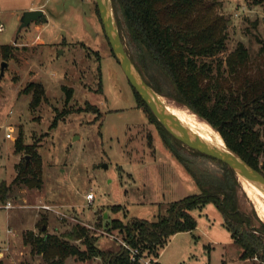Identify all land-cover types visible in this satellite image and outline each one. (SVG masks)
<instances>
[{"label":"rangeland","instance_id":"1","mask_svg":"<svg viewBox=\"0 0 264 264\" xmlns=\"http://www.w3.org/2000/svg\"><path fill=\"white\" fill-rule=\"evenodd\" d=\"M210 3L227 20L228 52L242 43L256 53L257 39L264 40L263 6L251 0ZM30 8L42 10L45 20L17 34L19 17ZM113 12L121 22L118 10ZM0 28V183L10 184L14 165L31 159L24 151L15 152L16 140L36 150L42 178L39 190L14 186L0 202L3 264H45L22 240L28 231L39 234L43 219L46 233L62 235L78 224L100 251L115 253L123 242L117 230L108 231L112 220L154 221L168 204L200 192L166 152L156 126L134 97L104 36L94 0H0ZM119 34L132 55L127 37L121 30ZM29 83L45 91L34 110L30 94L22 93ZM63 87L72 89L67 103ZM177 149L193 170L220 174L218 163L182 145ZM166 163L168 167L161 166ZM240 190L239 208L252 218V206ZM88 194H93L90 201ZM191 215L196 229L171 237L159 253L160 264H252L240 259V248L213 204ZM64 264L103 262L68 258Z\"/></svg>","mask_w":264,"mask_h":264},{"label":"trees","instance_id":"2","mask_svg":"<svg viewBox=\"0 0 264 264\" xmlns=\"http://www.w3.org/2000/svg\"><path fill=\"white\" fill-rule=\"evenodd\" d=\"M251 1L264 9V0ZM212 4L210 0H111L113 11L118 10L121 17L117 27L133 51L129 58L146 84L158 95L207 121L229 150L264 176V40L257 39L256 53L242 43L228 52L227 20L213 12ZM62 90L67 103L72 89ZM132 91L156 126L165 149L185 168L200 192L168 204L154 221L134 219L123 224L112 220L108 231L117 230L128 247L120 246L115 253L100 251L88 230L78 224L62 235L46 233L42 231L45 219L39 234L24 233L23 243L45 264H64L68 258L82 262L100 258L103 264H143L140 258L145 257L151 258L149 264H160L159 253L170 237L196 229L191 212L213 204L231 240L240 248V259L264 264V223L253 209L254 221L239 208L240 186L234 172L194 151L218 163L221 172L213 175L190 168L177 149L181 143L167 133ZM22 93L30 94L31 110L40 105L45 95L43 87L36 83H29ZM14 147L16 153L24 151L31 159L15 165L16 175L10 184L0 183V202L9 197L14 186L36 190L42 187L41 159L36 150L21 145L19 140ZM75 242L86 249L81 250Z\"/></svg>","mask_w":264,"mask_h":264},{"label":"water","instance_id":"3","mask_svg":"<svg viewBox=\"0 0 264 264\" xmlns=\"http://www.w3.org/2000/svg\"><path fill=\"white\" fill-rule=\"evenodd\" d=\"M97 6L99 20L103 29L104 36L109 44L110 50L119 64L128 84L138 94L146 104L152 115L159 124L182 146L191 151L197 152L208 158L217 160L228 166L236 178L242 177L255 184L264 194V176L249 166L239 156L230 151L226 145L225 149L218 148L207 143L190 129L181 124L165 105L161 102L162 96L154 92L143 80L134 64L130 60L125 47L121 41L117 23L114 17L111 0H94ZM45 20L42 10H28L22 12L19 17V28L17 34L31 23H39ZM6 64H3V68ZM200 120V119H199ZM238 181V179H237ZM45 226H42V231Z\"/></svg>","mask_w":264,"mask_h":264},{"label":"bare ground","instance_id":"4","mask_svg":"<svg viewBox=\"0 0 264 264\" xmlns=\"http://www.w3.org/2000/svg\"><path fill=\"white\" fill-rule=\"evenodd\" d=\"M161 102L165 105L166 110L172 114L181 124L190 129L201 139L207 143L216 146L221 149H225L224 140L220 135L208 124L199 120L195 114L191 113L185 108L175 106L171 103H167L164 97L160 98ZM231 151V150H230ZM238 183L240 189L246 199L252 206L256 216L264 223V194L253 183L247 181L242 177H238Z\"/></svg>","mask_w":264,"mask_h":264},{"label":"built area","instance_id":"5","mask_svg":"<svg viewBox=\"0 0 264 264\" xmlns=\"http://www.w3.org/2000/svg\"><path fill=\"white\" fill-rule=\"evenodd\" d=\"M0 30H1V28H0ZM92 198H93V194H88V195L86 196V199L89 200V201L92 200ZM10 207H11V206H10L9 203H6L5 206H4L5 209H9ZM42 208H43V209H46V210H50V208H49L48 206H42ZM8 232L10 233V231H8ZM122 245H123V247H125V248L128 249V247H127L124 243H123ZM130 252H131L132 255H136V251L130 250ZM140 262L143 263V264H149L148 261H145V260L142 259V258H140Z\"/></svg>","mask_w":264,"mask_h":264},{"label":"crops","instance_id":"6","mask_svg":"<svg viewBox=\"0 0 264 264\" xmlns=\"http://www.w3.org/2000/svg\"><path fill=\"white\" fill-rule=\"evenodd\" d=\"M29 10H31V8L29 9ZM162 143V142H161ZM163 145V144H162ZM164 147V146H163ZM164 149H165V147H164ZM166 150V149H165ZM166 152H167V150H166ZM168 154H169V152H167ZM170 156H172L171 154H169ZM173 157V156H172ZM174 158V157H173ZM175 159V158H174ZM176 160V159H175ZM177 161V160H176ZM167 163H168V161H167ZM165 164V165H163V164H161V166H163V167H168V164ZM157 165V164H156ZM15 166V165H14ZM170 167V166H169ZM8 231H10V230H8ZM10 234H11V231H10ZM176 235V234H175ZM175 235H173L172 237H174ZM171 238V237H170ZM157 261L159 262V257H158V259H157Z\"/></svg>","mask_w":264,"mask_h":264},{"label":"flooded vegetation","instance_id":"7","mask_svg":"<svg viewBox=\"0 0 264 264\" xmlns=\"http://www.w3.org/2000/svg\"><path fill=\"white\" fill-rule=\"evenodd\" d=\"M95 5H96V3H95ZM96 10H97V6H96ZM97 14H98V11H97ZM98 18H99V16H98Z\"/></svg>","mask_w":264,"mask_h":264}]
</instances>
